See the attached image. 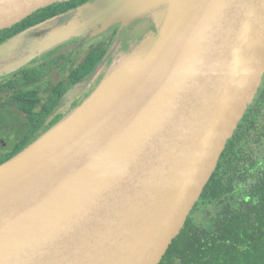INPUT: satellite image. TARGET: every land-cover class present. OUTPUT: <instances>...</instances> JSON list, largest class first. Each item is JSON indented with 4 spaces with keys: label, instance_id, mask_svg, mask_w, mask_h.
I'll list each match as a JSON object with an SVG mask.
<instances>
[{
    "label": "water",
    "instance_id": "1",
    "mask_svg": "<svg viewBox=\"0 0 264 264\" xmlns=\"http://www.w3.org/2000/svg\"><path fill=\"white\" fill-rule=\"evenodd\" d=\"M69 1L0 0V31ZM71 17L0 46V70L111 25L154 30L0 166V264H160L264 83V0H92Z\"/></svg>",
    "mask_w": 264,
    "mask_h": 264
},
{
    "label": "trees",
    "instance_id": "2",
    "mask_svg": "<svg viewBox=\"0 0 264 264\" xmlns=\"http://www.w3.org/2000/svg\"><path fill=\"white\" fill-rule=\"evenodd\" d=\"M90 1L47 7L0 31V46ZM160 264H264V83Z\"/></svg>",
    "mask_w": 264,
    "mask_h": 264
},
{
    "label": "flooded vegetation",
    "instance_id": "3",
    "mask_svg": "<svg viewBox=\"0 0 264 264\" xmlns=\"http://www.w3.org/2000/svg\"><path fill=\"white\" fill-rule=\"evenodd\" d=\"M138 24L131 29L126 27L125 33L120 31V25L104 29L94 37L88 33L18 70L10 67L0 70V159L19 155L76 111L91 95L112 61L139 39H128V35L131 32L135 36L144 35ZM97 29L102 26L92 33ZM42 36L43 33L39 37ZM124 42L130 44L122 51Z\"/></svg>",
    "mask_w": 264,
    "mask_h": 264
},
{
    "label": "rangeland",
    "instance_id": "4",
    "mask_svg": "<svg viewBox=\"0 0 264 264\" xmlns=\"http://www.w3.org/2000/svg\"><path fill=\"white\" fill-rule=\"evenodd\" d=\"M72 12H74V11H71V13ZM70 13V12H69ZM68 14V15H66V16H61V17H59V18H57V19H54V20H52V21H49V22H47L44 26H37V27H34V28H32V29H30V31H29V36H31V37H39L40 36V34H42L43 33V36H45V35H47L51 30H53V29H56V28H58V27H61V26H63V25H65L66 23H68V22H70L71 21V15L72 14ZM111 26H113V25H111ZM111 26L110 27H107L106 29H105V31H107V30H109V28H111ZM135 26V25H134ZM137 27H141V29H140V31H141V33H147L149 30H154L153 28V25L152 24H148V22L147 21H144L143 23H140V24H138V26ZM136 27V28H137ZM122 29H120V31H124V33L126 32V27H121ZM128 28V27H127ZM134 28V27H133ZM47 31H49V32H47ZM45 33V34H44ZM144 33V34H145ZM92 34H95L94 32L92 33ZM141 35V34H140ZM135 34L133 33V32H131L130 33V35H128V39H133V40H135L136 41V39L137 38H139L140 36H135ZM117 39H118V37H117ZM137 40H140V39H137ZM120 42H122L121 41V36H120V40H119ZM119 41H118V44H120L119 43ZM128 41V40H127ZM29 44V39L28 38H22V39H20V40H18V41H16L11 47V49L9 50V54H15L16 52H19V50L20 51H23L24 49H26L25 48V46L26 45H28ZM129 44L130 43H128V44H126V42H124L123 43V45H122V47L121 48H125V49H123L122 51H125L126 49H127V47L129 46ZM82 46V45H81ZM120 48V49H121ZM29 51V50H28ZM119 57V55L117 56V58ZM114 61H115V59L112 61V63L110 64V66H109V68L111 67V65L114 63ZM109 68L107 69V71H106V73L104 74V76H103V78H101L100 79V81H99V83L96 85V87L93 89V92L91 93V95L93 94V93H95L96 92V90H97V88L99 87V85L101 84V82L104 80V78L106 77V75H107V72H108V70H109ZM90 95V96H91ZM89 96V97H90ZM88 97V98H89Z\"/></svg>",
    "mask_w": 264,
    "mask_h": 264
},
{
    "label": "bare ground",
    "instance_id": "5",
    "mask_svg": "<svg viewBox=\"0 0 264 264\" xmlns=\"http://www.w3.org/2000/svg\"><path fill=\"white\" fill-rule=\"evenodd\" d=\"M54 143L45 144L42 148H40L35 155L33 156L32 162L40 161L42 158H44V153L46 152L47 148L54 147ZM25 169V168H24ZM23 169V170H24Z\"/></svg>",
    "mask_w": 264,
    "mask_h": 264
}]
</instances>
